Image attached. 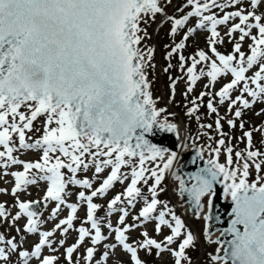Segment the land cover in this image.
<instances>
[{"label":"snow or ice","instance_id":"6c2138e0","mask_svg":"<svg viewBox=\"0 0 264 264\" xmlns=\"http://www.w3.org/2000/svg\"><path fill=\"white\" fill-rule=\"evenodd\" d=\"M157 17L169 25L173 39V46L165 45L170 50L164 58L178 55L180 70L186 68L184 114L198 123L192 147L201 135L213 139L199 129L220 137L215 147L208 145L211 158L205 166L186 178L174 167L177 152L146 139L159 129L180 140V126L168 120L175 114L157 107L150 91L147 70L155 69V50L145 41ZM199 32L206 33L208 51L185 57L187 41ZM226 40L232 49L222 54L217 45ZM246 40L251 41L247 52L242 50ZM172 67L169 63L164 71ZM202 78L208 91L189 100ZM222 79L227 82L212 91ZM169 80L171 104L177 81ZM256 104L262 107L255 114L264 115V0H0V180L11 176L13 182L0 194L11 195L15 209L0 203V227L8 232H0V264H59L61 258L65 264H107L109 252L117 248L129 257L127 264H149L141 252L149 257L168 253L172 264H193L189 252L197 239L170 201L161 199L168 175L178 181L179 195L187 196L198 218L203 198L208 197L211 210L213 186L225 182L234 218L220 236L231 239L213 241L205 226L206 242L220 245L215 254L208 253V264H264V152L253 143L258 132L264 144V127L245 130L243 119ZM220 106H226L223 116ZM201 107L215 116L214 127L200 123ZM40 118L42 127L36 128ZM224 123L229 130L238 127L241 136L223 131ZM36 132L41 134L34 139ZM233 139L245 147L235 150ZM26 151L39 152V159H20ZM204 152L197 148L192 163L203 160ZM15 167L22 170L9 171ZM41 182L46 189L39 200L20 199ZM69 188L78 189L74 203ZM49 222L52 227L45 230ZM72 231L76 240L65 246ZM29 238L36 242L25 248Z\"/></svg>","mask_w":264,"mask_h":264},{"label":"rangeland","instance_id":"374dc122","mask_svg":"<svg viewBox=\"0 0 264 264\" xmlns=\"http://www.w3.org/2000/svg\"><path fill=\"white\" fill-rule=\"evenodd\" d=\"M168 11L169 13H171L173 9L169 8ZM220 31L223 34L225 29L221 27ZM168 32H169V25L167 23L162 24L160 17H157L156 22L148 26V33H149L150 38L145 41V45L146 47H151V48H154L155 50L153 60H152V63L155 65V69L149 68L147 70L149 73V80L151 81L153 96L158 101L157 105L159 107L170 108L174 110L173 113H176L177 115H179V117L182 120L184 130L187 133V136L191 138H196L198 135V123L195 121V119L190 120L184 114L186 111L185 105L187 104V101L184 100L182 93L187 88L186 68L184 71L180 70L178 55H174L169 60H166L164 58L167 52L169 51L168 49H170V48H165V45L173 46V39L170 36H168ZM205 36H206V33H203V32H199L193 35V37H191L189 41H187V46H186V50L190 49L192 52H190L189 54L188 53H182V54L185 57H190L194 55L195 51L197 50H205L207 52L208 48H207ZM176 40L178 42L179 37H177ZM250 43H251L250 40H246L243 44L242 50L247 52L248 44ZM231 49H232V44L228 43L227 40L225 41L223 45H217V50L221 52L222 54H228L229 52H231ZM169 63H171L173 67L170 68L168 72H165L164 68L168 67ZM189 64H190V61H189ZM200 67H203V65H199L198 70ZM249 75H251V72L249 73ZM169 77H172L173 79H176L177 81L175 102L171 104L168 103L169 96H170L169 84L171 83V81L169 80ZM224 82H227V79H222L221 82L217 83L211 90L212 91L219 90L222 83ZM206 83H208L207 78H202L200 81H198L193 92L188 95V99L191 100L192 98L198 96L200 92L208 91V89L204 87ZM206 103H207V97H205V100H204L205 105ZM176 104L181 106V108L183 109L182 113L178 111ZM188 106H191V105H188ZM261 107L262 106L260 104H256L252 110L245 112L244 117H243L245 121V128L250 129L253 126L264 127L258 124L262 119H264V115L257 116L255 114L256 112H259L261 110ZM219 111L222 116L225 115L226 106H220ZM206 112H207L206 107L200 108V112H199V115L201 116L200 123L213 124V127H214L215 116L214 115L207 116L205 115ZM42 120L43 118H40L35 123L36 128L42 127ZM237 123H239V121ZM248 129H245V130H248ZM199 131L207 132L210 136L213 137V139L209 141L206 136L201 135L200 138L195 141L197 146L205 148V153L207 154V156L211 158L210 149H208V145L211 144L212 147H215V141L219 139L220 137L215 131L211 129L205 128V129H199ZM223 131L229 132L230 135L233 137L241 136V132L238 127L236 129L229 130L226 123H224ZM40 134H41L40 132H36L33 138L34 139L38 138ZM260 139H261L260 133L258 132L253 133V143L255 147L259 150L263 147L260 143ZM232 146L234 147L235 150H240L245 147V144L241 143L237 139H233ZM39 155L40 153L36 151H26L23 154H20L19 158L25 161H36L39 159ZM219 162L220 163L225 162V156L223 154H221V156L219 157ZM17 170H22V168L15 167L13 169H10L9 171H17ZM261 175H264V172H262ZM89 176H91V173H89ZM254 179H255V172L253 170L252 175L249 176V181L251 182ZM165 184L167 186L168 191L161 196V199L170 201V206L173 207L177 215H179L185 221L187 228L192 231V233L197 239L196 249L194 251L189 252V255L192 257L193 264H208V253H212L214 251V246L212 244L205 242L204 239L202 238L203 223L201 221H195V222L188 221L183 215L182 211L174 207L173 205L174 198L171 195V189L173 188V186L167 179L165 181ZM12 186H13V182H12L11 176H7L3 180H0V188H5L10 191ZM45 189H46V184H44L43 182H41L39 187L30 186L27 192L20 194V199L25 200V201L39 200L42 197ZM120 190H121L120 186H117V188L115 189V191H120ZM69 191L73 193V195L69 198V202L74 203L75 193L78 191V189L69 188ZM112 194H115V193L114 192L110 193V195ZM95 202L105 203V201H102V200H96ZM0 203H5L6 206L9 207L12 212H15V209L12 207L14 201L11 195L0 194ZM53 206L54 205L49 206V210H48L49 212L51 210V207ZM138 207L137 209L131 210L132 214H136V212L138 211ZM47 214L48 213L46 212L45 215ZM66 215H67V211L65 210L64 212L61 213V218H63ZM78 215L83 218L84 210L81 209ZM24 222H25L24 220H21L19 223L23 225ZM113 223L115 224V217H113ZM79 224L80 222L77 221L76 222L77 227L79 226ZM51 227H52V223L49 222L47 225H45V230ZM143 230L145 229L143 228L138 229L137 231L132 232L130 235L132 238L135 239L138 237L139 231H143ZM147 230L149 231L150 234H152V225H148ZM0 232H4L6 235H8L7 226L0 227ZM11 235H16V233L12 232ZM76 237H77V233H75L74 231L70 232L68 234L65 246H70L71 244H73L76 240ZM55 239L58 243L60 239L59 233H57ZM35 242H36L35 238H29L27 242L25 243L24 247L27 248L30 245L34 244ZM87 246L88 245L86 242L85 245L80 248L79 252L76 255L83 253L85 247ZM62 253H63V249H60V252L56 254L61 255ZM46 254L48 253L46 252ZM140 257L141 259L148 260L149 264H172V259L168 253H164L161 257H156L155 255L149 257V256H145V254L141 252ZM128 260H129V257L126 254H124L120 248H117L109 252V259L107 261V264H119V261H124L125 264H127ZM59 264H65L62 258ZM81 264H83V261H81Z\"/></svg>","mask_w":264,"mask_h":264},{"label":"water","instance_id":"95a60500","mask_svg":"<svg viewBox=\"0 0 264 264\" xmlns=\"http://www.w3.org/2000/svg\"><path fill=\"white\" fill-rule=\"evenodd\" d=\"M151 91V87H150ZM175 117H170L169 122L175 123L170 120H174ZM178 125V124H177ZM146 139H148L151 143L156 144L157 146L167 149L169 152L175 151L178 154L177 165L174 167L177 169L178 174L182 175L184 178L187 177L189 173L197 171L199 168L205 166V161L210 159L207 157L206 153H203V160L199 158L196 159V163H192L193 157L195 156V150L197 148H201L199 146L192 147V139L188 136H184V133L180 128V140L176 138V135L173 133H168L159 129H154L152 133L146 134ZM182 142L187 143L188 147H182ZM172 186H173V195L177 198V206L183 209L184 214L192 221L202 220L204 221V229L207 225L208 230L211 234V239L213 241L218 238L222 241H227L231 239L230 236H220L222 231H225L227 227L230 225L231 220L234 218L232 215V202L231 197L226 196L224 193V183L222 180L219 183L214 184L213 193L211 195L212 199V208L211 210L207 207L208 197L203 198L202 203L205 205L203 211L200 212L199 218L195 215L196 209L193 205L190 204L187 196H180L178 193V181H174L171 175L167 177ZM190 187V183L188 184ZM204 215H208L210 219L205 221L203 219ZM241 231L243 230L242 226H240ZM204 233V230H203ZM204 236V235H203ZM205 239V238H204ZM215 244V243H214ZM215 249L220 247L219 244H215ZM215 254V250L214 253ZM223 255V252H221Z\"/></svg>","mask_w":264,"mask_h":264},{"label":"trees","instance_id":"16d2710c","mask_svg":"<svg viewBox=\"0 0 264 264\" xmlns=\"http://www.w3.org/2000/svg\"><path fill=\"white\" fill-rule=\"evenodd\" d=\"M183 52H186V53H190V52H192L191 50H183L182 51V53ZM176 107H177V109H178V111L180 112V113H182L183 112V109L181 108V106H179L178 104H176ZM259 125H261V126H264V119H262L259 123H258ZM245 129H248V128H245ZM260 138L262 139V137H261V134H260ZM261 139H260V141H261ZM263 147L260 149V151H262V152H264V144H261ZM256 148V147H255ZM257 149V148H256Z\"/></svg>","mask_w":264,"mask_h":264}]
</instances>
